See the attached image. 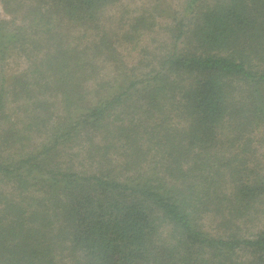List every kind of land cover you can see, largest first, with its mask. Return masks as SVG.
<instances>
[{"label": "trees", "instance_id": "obj_1", "mask_svg": "<svg viewBox=\"0 0 264 264\" xmlns=\"http://www.w3.org/2000/svg\"><path fill=\"white\" fill-rule=\"evenodd\" d=\"M137 2L0 0V264H264V0Z\"/></svg>", "mask_w": 264, "mask_h": 264}, {"label": "rangeland", "instance_id": "obj_2", "mask_svg": "<svg viewBox=\"0 0 264 264\" xmlns=\"http://www.w3.org/2000/svg\"><path fill=\"white\" fill-rule=\"evenodd\" d=\"M132 3H135L137 2L138 0H130ZM163 2H165L166 5H170V6H174L175 8H179L181 9L182 8V4H183V1L184 0H161ZM138 3V2H137ZM135 3V4H137ZM0 14L4 17V18H8V16L6 15L5 12L2 11V8H1V5H0ZM159 39H161L160 37H158ZM204 225L207 227V228H210V227H213L216 225L215 221H212L211 223L209 222V219L205 220L204 222ZM262 225V224H261ZM259 225V226H261ZM249 225H243V229H242V232L245 231V229L248 227ZM250 228V227H248Z\"/></svg>", "mask_w": 264, "mask_h": 264}]
</instances>
